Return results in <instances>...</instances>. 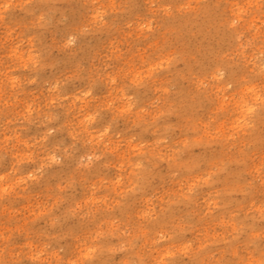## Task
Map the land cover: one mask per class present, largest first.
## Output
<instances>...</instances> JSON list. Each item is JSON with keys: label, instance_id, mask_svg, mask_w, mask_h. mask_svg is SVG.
<instances>
[{"label": "rangeland", "instance_id": "rangeland-1", "mask_svg": "<svg viewBox=\"0 0 264 264\" xmlns=\"http://www.w3.org/2000/svg\"><path fill=\"white\" fill-rule=\"evenodd\" d=\"M0 17V264H264V0Z\"/></svg>", "mask_w": 264, "mask_h": 264}, {"label": "clouds", "instance_id": "clouds-1", "mask_svg": "<svg viewBox=\"0 0 264 264\" xmlns=\"http://www.w3.org/2000/svg\"><path fill=\"white\" fill-rule=\"evenodd\" d=\"M26 2H28V0H26ZM0 19H2V17H0ZM77 39H78V37L76 35H71V34L68 35L65 46L66 47H69V48L72 47V46H74L77 43ZM223 76H224V74H223V72H221L220 75H219V77H218V79H223ZM29 83H35V80L29 81ZM229 87H231V85H229ZM84 95L85 96H90L91 95V92L90 91L89 92H86V93H84ZM254 111H255V108H253V107H248L247 108V113H249V114H251ZM88 120L89 121H94L95 120V116L88 117ZM106 133H107V129L105 130V134ZM48 135H51V130H49ZM45 139H46V137H45ZM49 159L53 163H56V164H59L60 163V160L58 158H56L55 156H52ZM137 167H139V165H137ZM30 178L31 179H35V177H31V176H30ZM0 179H2V177H0ZM161 239H163V237H161ZM121 250H123V249H121Z\"/></svg>", "mask_w": 264, "mask_h": 264}, {"label": "bare ground", "instance_id": "bare-ground-1", "mask_svg": "<svg viewBox=\"0 0 264 264\" xmlns=\"http://www.w3.org/2000/svg\"><path fill=\"white\" fill-rule=\"evenodd\" d=\"M245 107V104H243V105H239V107H238V110H241L242 108H244ZM241 112V111H240Z\"/></svg>", "mask_w": 264, "mask_h": 264}]
</instances>
